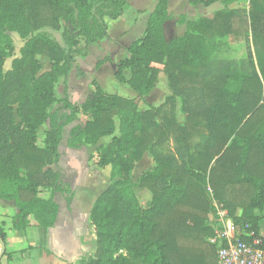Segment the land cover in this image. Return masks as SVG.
<instances>
[{"label":"trees","instance_id":"obj_1","mask_svg":"<svg viewBox=\"0 0 264 264\" xmlns=\"http://www.w3.org/2000/svg\"><path fill=\"white\" fill-rule=\"evenodd\" d=\"M237 1L222 0L224 5ZM191 2L209 6L216 1ZM249 2L248 10L224 9L211 20L187 22L182 36L167 41L163 25L170 15L167 0H159L143 36L116 63L114 79L137 97L107 95L96 85L81 103H72L65 91L55 98L56 83L68 77L75 55H85L89 45L107 37L104 18L120 17L126 1L0 0V200L13 202L12 228L25 231L30 217L44 234L54 226L58 204L53 196L65 191L60 171L52 167L69 128V149L112 137L108 146L96 148L97 166L110 167V184L89 213L95 254L80 264H217L216 247L208 242L214 234L208 221L213 204L226 210L241 232L259 236L255 212L264 208V0ZM45 28L62 29L65 47L43 33L32 36ZM12 32L25 44L4 71L13 52ZM226 36L242 37V62L234 58L241 47L223 42ZM38 56L50 61L47 72L40 74ZM160 72L170 95L160 106L140 110ZM80 113L88 118L83 124ZM43 125V146L38 147L36 131ZM170 140L173 150H163ZM145 153L154 166L140 176L139 187L151 193L149 207L141 209L131 173ZM40 190H49V198L39 197Z\"/></svg>","mask_w":264,"mask_h":264},{"label":"crops","instance_id":"obj_2","mask_svg":"<svg viewBox=\"0 0 264 264\" xmlns=\"http://www.w3.org/2000/svg\"><path fill=\"white\" fill-rule=\"evenodd\" d=\"M125 1H126V5L124 6L123 13L120 17H118L116 20H111L107 17L104 18V22L107 26V37L87 47V53H89V51H91L95 47H99L100 45L101 46L103 45V47H105L109 42H111L112 45L114 43L121 44L123 43V41L126 42V45H124L125 47L123 46L114 47L113 45L111 46V48H108V50H106L105 48L104 51H106L107 53L110 52L109 57L107 59L108 61L102 63L99 66V69L96 71V73L102 72V70L106 69L107 66L109 68H112L111 70H114L116 65L113 64V60H116L117 63V61H121L127 58L126 56L127 54L124 57H120L117 52L120 50V48H124V50H126V48L132 42L143 36L148 17L154 11L159 0H125ZM217 2L209 6H205V5L203 6L199 3L198 4L192 3L191 0H167L168 14L170 15V19L166 21L163 25V34L165 39L169 41L176 37L182 36L186 31L185 23L187 22H196L200 19L211 20L214 14L218 11H222L226 8L228 10L237 9L234 6L236 2H232L227 5H224V3L220 1H219L220 3ZM132 38L135 39L133 40ZM75 61H77V57L75 58ZM73 65L75 67V63ZM73 65L71 70H73ZM111 77L113 78L112 79L113 82L123 87L119 89L122 95L118 96V93H116L117 86L113 88L110 87V90L107 91L103 85L97 84V86L100 87V89L104 94L115 95L127 100H133L137 97L136 93H134L126 84L117 82L114 79V74ZM125 79H128V77H125ZM90 83H89L90 85L89 88L91 92L92 90H94L95 87L92 86ZM158 83L159 81L157 82L153 90L158 89L160 87V84L158 85ZM165 88L167 89V91H169L168 86ZM127 89H129L133 93V95L130 92H127L128 91ZM153 90L144 98L145 103H148L147 104L148 107H149V102L148 100L146 102L145 99H148L150 97ZM75 91H76L75 89L68 87V92H66V94L72 103H80L79 99H77L78 94L75 93ZM89 94L90 93L84 94L83 95L84 99ZM162 103H160L158 106H160ZM158 106L152 105V107L155 108ZM140 110H146V109L141 108ZM83 116L85 117V115ZM87 120L88 119H86L85 121ZM68 131L69 128H66L64 130V133L66 132L68 135ZM64 133L62 139L64 138ZM118 135H119L118 123L116 122L115 133L113 136L117 137ZM103 138H107V137H102L101 139H99L95 146L86 145L84 147H93L95 148L96 151V148L98 146L104 145V142H101ZM110 138L112 139V137ZM66 140H65V145H66ZM61 143L62 141L58 146L59 154H61L60 153ZM69 150H74V149H69ZM80 160L81 158L78 156L71 160L69 166L71 170L68 172L69 174H67V177L72 181L73 188L75 187V189H73L75 190V193L72 189H70L72 193V197L69 204L67 202L68 195H66L65 192L56 193L53 196V200L58 204V214L54 226L51 229H49L45 234L38 229L36 223L33 221L31 217L29 220L34 222L35 226L32 227L31 225L25 231L14 230L12 228V219L17 212L13 205V202L0 200V224H2L1 227L5 234V240H4L5 252L3 256L0 257V264H18V263L28 264V262H26V258L28 259L30 258L29 253H31V251L27 249L37 248L38 245H40L39 247L40 252L37 258L42 262L43 259L45 260L48 256H50L59 264H80V260L84 256L87 255L91 257L94 256L96 251V235L94 232L93 225L89 219V213L98 195H100L105 190L103 189L98 194L93 196L94 188L96 187L95 186L96 184H93L95 182L94 176L100 175L105 171L106 172L108 171V173L110 174V167L107 166L105 168H99L97 166V161L94 159V161H96L94 163L96 164L97 167L93 169V172L89 173V171L87 172V170L86 171L81 170V167L78 166ZM60 163H61V156L59 158L57 165H60ZM143 163L152 165V168L154 166L151 156L148 153H145L141 161H139L136 164L134 170L132 171L131 178L137 167L139 165H142ZM68 170L69 169L66 168L65 172ZM149 170L151 169L145 170L143 173ZM79 174H82L80 182H78L77 179ZM61 178H62V186L65 191V189H67V185L69 182L67 179L63 178L62 173H61ZM43 191L48 192L47 197H41L40 194L39 197L43 199H48L50 196V191L49 190H43ZM62 196H66L67 198L65 197L63 199ZM150 201L146 203V205L142 209H147L150 205ZM255 215L259 218L258 220L259 236L264 238V226H263L264 208L261 211H256ZM9 220L10 223L8 226L7 221ZM34 227H36L40 232L39 234H41L38 238L34 237L32 234V232L36 230ZM36 232H34V234H36ZM25 239H27L26 241H28V243L31 244V245L28 244L27 248L25 246L26 249L23 248L21 245V243H23ZM19 257L21 258L20 260L21 263L16 260ZM43 264H53V263L52 262L47 263V261H44Z\"/></svg>","mask_w":264,"mask_h":264},{"label":"rangeland","instance_id":"obj_3","mask_svg":"<svg viewBox=\"0 0 264 264\" xmlns=\"http://www.w3.org/2000/svg\"><path fill=\"white\" fill-rule=\"evenodd\" d=\"M219 1L222 2V0H218V2L217 1L216 2L220 3ZM249 3L250 2H248V0L237 1L236 4L234 5L237 8L235 10H241V9L248 10L249 9ZM98 5H99L98 3L93 4L94 8H97ZM201 5H203V4H201ZM220 7H221V5H220ZM37 33H43V34L49 36L50 38H52V40L56 41L60 46L65 47V38L62 35V29L60 31L56 32V31H53L51 29L45 28V29H42L41 31L33 32L32 36H34ZM9 36H10L11 41H12L13 52H12V55L8 59H6L4 62V65H3L4 71L10 70L12 60L20 57L19 50L25 44V40L21 39L18 36V34L12 32V33H9ZM241 38L242 37L233 38L232 36H226L222 40L223 42H228V43L234 44L235 46L241 47L240 49H238L234 53V58L239 62H242L245 58V56H244L245 50H243V40ZM132 39L134 40L135 38H132ZM80 44H81L82 50H84L83 49L84 48L83 42H81ZM113 45H114V47H120V46L125 47L124 45H126V42L123 41V43H121V44L114 43ZM113 45L111 44V42H109L105 47H103V45L102 46L100 45L99 47H95L94 49L89 51V53H87V49H86L85 50L86 53L83 56L75 55L74 58L77 57V61H74L75 67L73 65V70L70 71V73L66 79H60L55 85V88H54L55 98L56 99L62 98L61 95L64 93V91L68 92V87H71L72 89L76 90L75 93L78 94L77 99H79V101L81 103L82 100L84 99L83 95L90 93L89 83L91 81L92 82L90 84L92 86L95 87L97 84L103 85L107 91L110 90V87L113 88V87L117 86L116 93H118V96L122 95V93L119 91V89L123 88V87L120 86L119 84L113 82V80H112L113 78L111 77L116 71V66H115L114 70H111L112 68H109L107 66V68L103 69L102 72L96 73V71L99 69V66H100L99 65L97 67V64L100 62L104 63V62L108 61L107 59L109 57L110 52L107 53L106 51H104L105 48H106V50H108V48H111V46H113ZM250 48H251V51L253 52V47L251 46V44H250ZM117 53L120 57H124L126 55L124 48H120V50ZM37 59L39 60V62L41 64L40 74L43 72H47L50 69V61L45 56H38ZM113 64L116 65V60H113ZM124 76L129 77V73L125 71ZM158 81H159L158 85L160 84V87L158 89L153 90L150 97L148 99H145L146 102L148 100L149 106H152V105L158 106L160 103L163 102L164 98L167 95L168 96L170 95V91H167V89L165 88V87H167V82H166L165 75L163 74V72L159 73ZM127 90H128L127 92H130L133 95V93L129 89H127ZM123 96H126V95H123ZM147 104L148 103H145V101L143 100L139 104V109H141V108L147 109V107H148ZM177 105H178V107H177V119H178V121L181 122L182 121V115L179 113V109H178L180 106V101H177ZM55 106L56 105H53L52 108H55ZM85 117L82 114H79L78 120L81 124H83L84 121L86 119H88L87 117L86 118ZM115 121L117 122V120H115ZM45 129H46V126L43 125L40 128H38V130L36 131V135H37L36 145L38 147L43 146V138H44ZM67 136L68 135L65 132L64 138L62 139V143L60 146L61 163H60V165L53 166L52 168H53V170L61 171V173L63 174V178L68 180L69 183L67 185V189H65V194L68 195V197H70V194H69L71 192L70 189H72V190L75 189V187L73 188L72 181L67 177V174H69L68 172L71 170L69 168L71 160L73 158H76L77 156L80 157L81 160L78 163V166L81 167V170H85V171L87 170V172L89 171V173L93 172V169H95L97 167L96 164L94 163L97 161V159H96L97 151H95V148H93V147H82L76 151L75 150H69V148H67V146L65 145V140H66ZM110 139H111L110 137L103 138V140H101V142H104V145H102V146H108V144L110 143ZM168 148H170L172 150L174 148V143L171 140L167 143L166 146L163 147V150H166ZM94 159L96 161H94ZM66 168L69 169L68 171H66L67 173L65 172ZM148 169H152V165L147 164V163H143L142 165H139L137 167V169L135 170V172L132 175V182L134 184L133 191H134V194L137 198L139 207L141 209L144 208L146 203H148L151 200V193L147 189L139 187L140 176L142 175V173L145 170H148ZM81 175L82 174H79V176L77 178L78 182H80V180H81ZM94 181L95 182L93 184H96L95 185L96 187L94 188L93 196L98 194L101 190L106 189L107 186L110 184L108 171L107 172L105 171V172L101 173L100 175H95ZM73 191L75 193V190H73ZM47 193L48 192H46V191L40 190L39 194L41 197H47ZM65 197L66 196H62L63 199ZM213 206H214V211L210 214L208 221H209V224L212 228H217L219 226V223L217 221L218 220V213L223 211L224 209L221 208V206H219L217 204H213ZM7 222H8L7 225L9 226L10 220ZM31 225H32V227L35 226L34 222L31 221ZM34 228L37 230L38 233L36 232V230H34V232H36V234H34V232H32V231L31 232H32L34 237L38 238L41 234H39L40 232L36 227H34ZM26 240L27 239H25V241H23V243H21L23 248H25V246L27 248V245L29 244L28 241H26ZM209 240H210V238L208 239V242H209ZM29 245H31V244H29ZM39 247H40V245H38V247L34 248V249H27V250L31 251V253H29L30 258L29 259L26 258V262H28V264H43L44 261H47V263L52 262L53 264H59L57 261L52 259L50 256H48L45 260L43 259V262L41 260H39L37 258L38 254L40 252ZM23 257H26V256H23ZM16 260L21 263L20 257Z\"/></svg>","mask_w":264,"mask_h":264},{"label":"built area","instance_id":"obj_4","mask_svg":"<svg viewBox=\"0 0 264 264\" xmlns=\"http://www.w3.org/2000/svg\"><path fill=\"white\" fill-rule=\"evenodd\" d=\"M217 221L219 226L213 228L214 234L209 240L216 247L217 264H264V244L260 236L252 231L241 232L226 210L218 213ZM242 236L248 241L241 240Z\"/></svg>","mask_w":264,"mask_h":264},{"label":"water","instance_id":"obj_5","mask_svg":"<svg viewBox=\"0 0 264 264\" xmlns=\"http://www.w3.org/2000/svg\"><path fill=\"white\" fill-rule=\"evenodd\" d=\"M5 252V244L4 241L0 239V257L3 256Z\"/></svg>","mask_w":264,"mask_h":264}]
</instances>
